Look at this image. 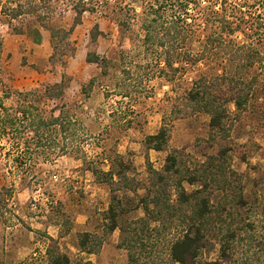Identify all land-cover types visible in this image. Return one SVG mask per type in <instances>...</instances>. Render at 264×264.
<instances>
[{"label": "rangeland", "instance_id": "obj_1", "mask_svg": "<svg viewBox=\"0 0 264 264\" xmlns=\"http://www.w3.org/2000/svg\"><path fill=\"white\" fill-rule=\"evenodd\" d=\"M125 1L138 15L130 28L119 26L109 9L84 12L70 34L75 52L64 64L49 60L52 48L48 32L43 31L42 42L35 44L24 33L11 29L0 14V80L12 90L29 91L63 79V102L81 123L77 148L49 159L39 156L28 172L19 171L12 157L4 155L8 144L0 149V187H11L10 195L0 192V264H47L50 238L58 241L72 264H77L88 257L79 246L84 232L103 240L88 260L126 264L127 251L118 247L119 230L105 229L106 210L115 198L123 207L134 208L118 220L130 222L131 227L137 225L136 218L143 216L140 197L149 185L148 168L160 170L169 152L183 161L190 174L208 184L211 203L221 204L230 213L226 220L242 228L234 250L223 255L220 241L210 237L198 260L207 264H264V81L256 83L259 93L250 97L244 109H237L233 101L227 103L226 130L211 129L209 115L192 110L186 92L200 75L219 72L221 62L205 55L184 68L175 59V68H167L163 48L142 42L139 4ZM225 1L226 6L233 2ZM212 3L219 6V0ZM249 10L264 18V0H255ZM71 16L70 10L64 13L67 24ZM94 23L102 33L91 42L89 30ZM201 28H195L185 43L192 56H199L207 36L218 31L210 23ZM224 35L237 42L255 41L240 30ZM89 50L111 58L106 74L86 60ZM253 70L260 69L255 66ZM124 92H129L128 96H122ZM61 102L49 100L46 106ZM163 125L168 129L165 149L147 148L146 136ZM121 164L127 168L126 179L114 175V183L98 179L91 171L95 168L115 174ZM205 169L215 175L207 177ZM134 186L136 192L131 191ZM183 186L188 192L201 188L199 183L183 182ZM171 192L174 202V190ZM170 234L165 239L155 233L150 237L148 242L155 241L156 250L148 264H174L166 255Z\"/></svg>", "mask_w": 264, "mask_h": 264}, {"label": "trees", "instance_id": "obj_2", "mask_svg": "<svg viewBox=\"0 0 264 264\" xmlns=\"http://www.w3.org/2000/svg\"><path fill=\"white\" fill-rule=\"evenodd\" d=\"M133 1L141 8L143 44L163 48L167 68H175V59L181 61L180 68L206 56L221 62L219 72L200 75L192 81L186 99L192 110L209 115L211 129L226 130L227 103L233 101L237 109H244L250 97L259 93L256 83L259 79L264 81V18L260 13L249 10L255 0H233L227 6L225 0H219L218 7L212 3L213 0H205L203 6L201 0ZM99 8L102 11L109 9L118 25L124 29H129L131 20L138 16L137 10L125 0H0V14L6 24L14 31L24 33L35 44L42 42L43 31L48 32L52 48L49 60L62 64L75 52L76 46L70 40V34L81 23L83 13L95 12ZM67 10L72 12L68 24L64 21ZM209 23L215 24L218 31L207 36L205 50L199 56H192L184 48L187 38L195 28L202 26L201 29H206ZM239 30L255 41L237 42L224 35H234ZM101 33L98 23H94L89 30V40L96 41ZM2 51L0 36V69ZM86 60L99 66L103 74L107 73L111 62L110 57L92 50L87 51ZM255 66L260 70H253ZM92 81L91 78L89 84ZM124 93L122 96H128L129 92ZM64 96L63 79L29 91L12 90L0 80V149L5 148V143L9 145L4 155L12 157L19 171H30L39 156L49 159L77 148L81 140V136L77 135L81 123L63 102ZM57 99L62 102L46 106L47 101ZM167 137L168 129L163 125L156 133L146 136V146L157 151L164 150ZM126 169L121 164L115 174L95 168H91V171L98 179L104 178L114 183V175L126 179ZM207 169V177L215 175ZM148 173L149 185L140 197L143 216L136 218L137 225L131 227L130 222L118 220L134 208L123 207L115 198V202L109 203L104 217L107 231L118 229L120 232L118 247L127 251L126 264H141L142 259L144 264H148L156 250V242H148L153 233L164 239L167 233H171L166 255L168 262L174 264H207L200 262L198 256L210 237L220 241L223 255L227 250L235 249L242 228L226 220V214L230 213L221 204L211 203L208 184L202 182L200 176L190 174L174 152L167 153L160 170L149 167ZM183 182L199 183L201 188L188 192ZM171 189L175 193L174 202ZM2 191L10 195L11 187L2 185ZM131 191L136 192L137 188L131 187ZM153 223L155 225H151ZM248 225L253 229L251 224ZM173 230L174 234L170 232ZM50 241L46 248L47 264H72L58 241L54 238H50ZM102 243L103 240L95 234L84 232L79 236L80 250L85 253H97ZM77 264L97 263L84 260ZM224 264L238 263L229 261Z\"/></svg>", "mask_w": 264, "mask_h": 264}, {"label": "crops", "instance_id": "obj_3", "mask_svg": "<svg viewBox=\"0 0 264 264\" xmlns=\"http://www.w3.org/2000/svg\"><path fill=\"white\" fill-rule=\"evenodd\" d=\"M81 253H85V252L81 251ZM86 254L88 255V257L86 258V260L91 259V254L92 253H86Z\"/></svg>", "mask_w": 264, "mask_h": 264}]
</instances>
